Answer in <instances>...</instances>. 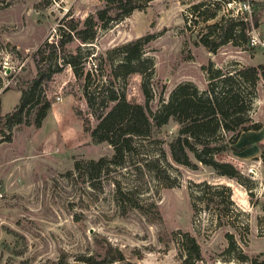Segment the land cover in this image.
<instances>
[{"label":"rangeland","instance_id":"obj_1","mask_svg":"<svg viewBox=\"0 0 264 264\" xmlns=\"http://www.w3.org/2000/svg\"><path fill=\"white\" fill-rule=\"evenodd\" d=\"M196 1L152 0L146 9H135L100 28L85 47L99 55L154 33L145 46L146 54L155 59L154 96L150 100L154 109L181 80L191 79L206 87L208 78L202 64L210 59L224 67L236 61H264L263 8L259 24L247 28L244 44L228 42L213 52L199 42L205 22L186 18ZM104 3L0 0V116L19 100V87L28 86L36 75L33 53L44 40L56 38L59 21L72 16L84 19ZM220 3L221 10L210 22L222 15L251 19L255 7L250 0ZM93 57L86 68L96 65ZM83 80L84 74H76L72 65L65 63L43 84L42 92L54 101L41 125L35 123V109L27 122L10 124L5 117L0 121V264H186L176 237L185 229L196 235L202 248V257L193 264H254L250 259L238 260L227 250L228 230L234 232L250 258L264 257V158L258 143L264 140V123L242 132L237 141L241 149L218 154L242 170L244 182L218 174L212 165L201 161L195 166L175 161L169 145L179 126L174 118L155 129L159 139L148 151L159 154L160 146L165 148L176 181L167 183L154 176L137 154L123 164L110 163L95 175L91 164L76 168V159L85 162L91 157L111 156L114 147L108 140L95 141L84 128L83 115L90 112ZM127 94L146 102L140 72L129 75ZM252 114L264 122L263 78L258 81ZM90 115L95 123L96 118ZM204 179L232 185L237 206L232 221L220 223L214 202L208 204L193 195L192 190L196 193L199 188L196 182ZM119 249L123 258L117 257ZM88 256L108 260L92 262Z\"/></svg>","mask_w":264,"mask_h":264},{"label":"trees","instance_id":"obj_2","mask_svg":"<svg viewBox=\"0 0 264 264\" xmlns=\"http://www.w3.org/2000/svg\"><path fill=\"white\" fill-rule=\"evenodd\" d=\"M150 1L152 0H105L103 6L84 19L63 17L59 21L56 38L44 40L34 51L37 60L36 75L28 86L19 87V100L12 109L0 116V121L5 117L10 124L27 122L31 110L35 109V123L41 125L54 101L46 92H42L43 84L52 79L53 74L61 70L65 63H69L76 74H84L88 112L96 118V122L92 123L90 113L83 115L84 128L95 141L108 140L114 147L111 156L91 157L85 162L76 159V168L84 163L91 164L92 169L96 170L95 175H98L110 163L123 164L137 154L154 176L166 179L167 183L176 181L177 177L171 171L174 164L167 157L165 148L160 146L159 154L148 151L159 139L154 135L155 129L174 118L179 126L169 140V145L175 161L192 166L201 161L212 165L218 174L236 176L244 182L242 170L233 161L222 159L218 154L241 149L242 146L236 143L241 132L259 128L264 123L252 114L258 81L260 78L264 79V61L256 64L236 61L231 66L224 67L210 59L202 64L208 78L206 87H200L191 79L181 80L171 89L168 97H162L159 106L154 109L150 100L154 96L152 77L155 59L145 51V46L153 39L154 33L128 40L99 55H92L93 51L85 47L86 43L94 41L100 28L109 27L112 22L130 15L135 9H146ZM250 2L255 5L251 19L222 15L220 19L210 22L221 10L220 0H197L190 5L191 14L186 18L205 22L199 42L210 51L217 52L228 42L244 44L248 40L247 28L259 24L263 16L264 1ZM93 56L96 58V65L86 68V62ZM133 72L142 74L145 103L128 97V77ZM77 111L82 114L81 110ZM258 143L264 158V140H259ZM196 184L199 188L196 193L192 190L193 195L208 204L214 202V213L218 221H232L233 219H229L237 207L232 195V185L208 179ZM133 203L140 205L139 202ZM226 233L229 238L227 250L233 252L238 260L250 259L254 264H264V257L250 258L233 231L228 230ZM176 237L186 264H193L202 257L201 244L193 232L189 229L179 230ZM118 251L120 254L117 257L123 258L122 250ZM88 259L92 262L108 260L94 256H88ZM209 264L235 263L225 261Z\"/></svg>","mask_w":264,"mask_h":264},{"label":"crops","instance_id":"obj_3","mask_svg":"<svg viewBox=\"0 0 264 264\" xmlns=\"http://www.w3.org/2000/svg\"><path fill=\"white\" fill-rule=\"evenodd\" d=\"M258 1H264V0H258ZM250 129H252V128H250ZM246 130H247V129H246ZM243 131H244V130H243ZM243 131H242V132H243ZM242 132H241V134H242ZM241 134H240V135H241ZM238 139H239V138H238ZM237 141H238V140H237ZM236 143H237V142H236ZM238 145H239V144H238ZM255 153H257V152H255ZM255 153H254V154H255Z\"/></svg>","mask_w":264,"mask_h":264}]
</instances>
